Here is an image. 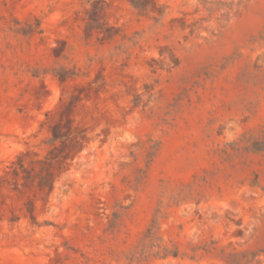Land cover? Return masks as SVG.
Returning a JSON list of instances; mask_svg holds the SVG:
<instances>
[{
	"label": "rangeland",
	"instance_id": "374dc122",
	"mask_svg": "<svg viewBox=\"0 0 264 264\" xmlns=\"http://www.w3.org/2000/svg\"><path fill=\"white\" fill-rule=\"evenodd\" d=\"M0 264H264V0H0Z\"/></svg>",
	"mask_w": 264,
	"mask_h": 264
},
{
	"label": "trees",
	"instance_id": "16d2710c",
	"mask_svg": "<svg viewBox=\"0 0 264 264\" xmlns=\"http://www.w3.org/2000/svg\"><path fill=\"white\" fill-rule=\"evenodd\" d=\"M31 27L32 26H30V28ZM22 29H24V28H22ZM26 31H27V29H26ZM23 172L28 173V174H24L25 178H30L29 170H27L26 168H23ZM20 173H21L20 170L14 169L13 175L17 178L20 175Z\"/></svg>",
	"mask_w": 264,
	"mask_h": 264
}]
</instances>
